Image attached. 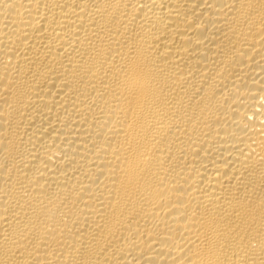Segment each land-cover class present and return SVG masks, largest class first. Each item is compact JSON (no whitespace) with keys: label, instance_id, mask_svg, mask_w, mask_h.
I'll return each instance as SVG.
<instances>
[{"label":"bare ground","instance_id":"obj_1","mask_svg":"<svg viewBox=\"0 0 264 264\" xmlns=\"http://www.w3.org/2000/svg\"><path fill=\"white\" fill-rule=\"evenodd\" d=\"M0 264H264V0H0Z\"/></svg>","mask_w":264,"mask_h":264}]
</instances>
